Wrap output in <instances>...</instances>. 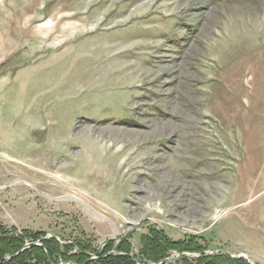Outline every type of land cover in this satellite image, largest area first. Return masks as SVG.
Returning <instances> with one entry per match:
<instances>
[{
    "label": "rangeland",
    "instance_id": "374dc122",
    "mask_svg": "<svg viewBox=\"0 0 264 264\" xmlns=\"http://www.w3.org/2000/svg\"><path fill=\"white\" fill-rule=\"evenodd\" d=\"M4 234L264 264V0H0Z\"/></svg>",
    "mask_w": 264,
    "mask_h": 264
},
{
    "label": "trees",
    "instance_id": "16d2710c",
    "mask_svg": "<svg viewBox=\"0 0 264 264\" xmlns=\"http://www.w3.org/2000/svg\"><path fill=\"white\" fill-rule=\"evenodd\" d=\"M24 234L28 237H31L29 235L34 237L43 236L42 232L30 233L29 231H25ZM21 241H23V237L18 239L8 237L6 234H4V237H0V264H54L58 256L71 264H136L129 255L131 245L127 243L126 239H122V242H120L116 249H114V242L107 244L101 252L97 251L95 259L86 252L83 244L79 242L78 244L77 242H73L79 247V252L72 253L73 246L66 245L62 249L61 245L55 240H43V245L34 244L25 250H21L22 245L19 244ZM178 245L177 242L169 239L164 233L157 231L152 236L148 234L143 237L141 252L147 260L158 262L163 260L171 250H182V247H178ZM210 264L245 263L241 260H231L225 257L211 259Z\"/></svg>",
    "mask_w": 264,
    "mask_h": 264
},
{
    "label": "bare ground",
    "instance_id": "6f19581e",
    "mask_svg": "<svg viewBox=\"0 0 264 264\" xmlns=\"http://www.w3.org/2000/svg\"><path fill=\"white\" fill-rule=\"evenodd\" d=\"M55 25H56V22H54L53 19H49V20L46 19L45 21H43L37 25V32L40 33L43 37L47 38L48 36H50L49 34H51L55 30ZM75 25L78 26V24L69 20L63 26V31H66V30L71 31ZM65 36H66V34H65ZM63 41L64 40H60V41L58 40V42L56 41L54 43V45H57Z\"/></svg>",
    "mask_w": 264,
    "mask_h": 264
}]
</instances>
